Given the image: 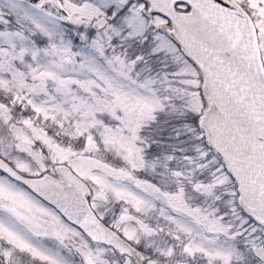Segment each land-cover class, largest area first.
I'll list each match as a JSON object with an SVG mask.
<instances>
[{"label":"snow or ice","instance_id":"snow-or-ice-1","mask_svg":"<svg viewBox=\"0 0 264 264\" xmlns=\"http://www.w3.org/2000/svg\"><path fill=\"white\" fill-rule=\"evenodd\" d=\"M0 264H264V0H0Z\"/></svg>","mask_w":264,"mask_h":264}]
</instances>
